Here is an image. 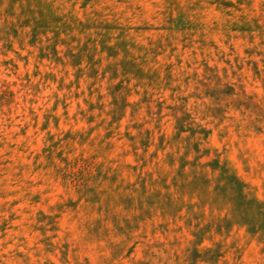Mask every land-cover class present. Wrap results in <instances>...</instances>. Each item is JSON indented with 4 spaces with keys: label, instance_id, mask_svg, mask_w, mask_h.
<instances>
[{
    "label": "rangeland",
    "instance_id": "obj_1",
    "mask_svg": "<svg viewBox=\"0 0 264 264\" xmlns=\"http://www.w3.org/2000/svg\"><path fill=\"white\" fill-rule=\"evenodd\" d=\"M0 264H264V0H0Z\"/></svg>",
    "mask_w": 264,
    "mask_h": 264
}]
</instances>
